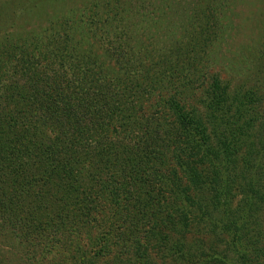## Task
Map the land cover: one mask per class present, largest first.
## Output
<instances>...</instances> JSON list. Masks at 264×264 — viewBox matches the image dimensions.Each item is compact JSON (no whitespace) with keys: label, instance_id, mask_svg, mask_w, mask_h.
I'll return each instance as SVG.
<instances>
[{"label":"trees","instance_id":"16d2710c","mask_svg":"<svg viewBox=\"0 0 264 264\" xmlns=\"http://www.w3.org/2000/svg\"><path fill=\"white\" fill-rule=\"evenodd\" d=\"M10 6L13 7L12 4ZM89 7L93 12L97 9L86 4V12H89ZM0 13L3 16L5 11ZM73 14L52 21H62L61 26L64 27L63 35L56 36V47L52 45L53 40H48V26L44 28L42 37L32 31V34L30 31L14 32L11 37L3 35L5 41L0 37V69L9 72L13 78L11 85L1 88L4 95L0 97V233L11 238L13 257L22 264H52L45 255L57 248H67L78 254L80 264H119L122 259H127V252L123 253L120 248L125 244L123 236L126 234L116 226L118 221L124 222L131 213L138 215L144 226L153 228L154 224L157 225L156 220L158 224L161 222L162 206L157 200H165L175 189L166 190L163 185H156V189L160 188L157 194L149 195L143 201L136 187L145 183L151 188L150 184H155L165 175L172 174L177 178L173 172L179 168V176L195 183L201 182L199 192L201 197H205L202 201L211 210L210 214L199 216L210 228L196 229L207 230L210 234L217 230L219 235L228 237L232 261L264 264V231H260L264 219L258 221L253 217L255 208L264 205V196L259 190L261 187L264 189V178L256 180L262 173L264 175L263 166L257 163L252 166L254 182L246 186L248 200L244 202L233 199L231 192L235 190L236 174L232 167L231 171L229 169V165L238 160V148L245 143L249 130L262 129L258 137L264 136L261 103L256 102L258 109H252L250 120L245 118L241 123L243 115L237 114L231 117L230 122V117L224 113L225 106L216 105V91L220 85L217 78L208 89L202 85L205 77L198 72L196 80L187 82L182 91H174L171 96L181 99L185 94L188 98L197 91L198 84L202 85V99L195 107H202L210 120L214 119L213 112L218 111L220 120L215 126L216 143L201 128L197 110L193 108L186 112L183 106L171 109L173 127L160 131L163 134L134 139L130 129L126 132L128 128L125 126L126 118L131 116L130 109L124 107L127 91L117 93L114 89L110 92L107 84L103 83L107 75V70L103 69L105 64L99 63L98 66L94 61L90 62V56L94 60L100 56V50L93 44L91 52L87 39L101 32L104 25L92 19L72 23ZM199 20L204 24L197 34V45L203 47L207 43L206 36H214L208 31L213 22L203 18L197 19L196 23L202 24ZM80 31H83L84 40L80 43L78 39L74 43L72 37L79 35ZM119 38L114 37L118 42L111 48L115 51L119 50ZM44 57L45 65L39 72L41 78H46L48 71L57 70L65 82L62 87L54 84L56 94L49 100L44 99L46 94L39 95V91L28 87L43 85L36 82L39 73L34 78L28 75V70ZM55 60L58 67L54 71L51 66ZM146 60L147 63L151 61L150 65L143 67L139 64L135 74L144 81L143 84L153 81L156 76L152 73L155 72L152 58L143 56L141 59ZM200 62L201 59L195 65L199 66ZM56 76L54 82L58 79ZM133 91L138 98L146 92L140 88ZM162 96L166 98V94ZM33 109L36 112L25 117ZM49 133L50 137H47ZM118 134L120 138H117ZM128 137L135 145H125ZM261 154L264 160V149ZM122 156H125L123 161ZM181 194V206L169 203L163 211L164 219L170 220V224L165 227L167 233H162L159 246L153 244L152 247L167 250L170 257L176 256L175 260L183 264H201L195 249L186 250L179 241L181 224L171 225V216L168 215L169 212L180 215L197 206L193 203L198 198L194 191L182 190ZM197 209L199 207L194 210ZM255 221H258L257 226ZM127 234L130 236L132 233ZM135 242L131 239L128 247L144 250L140 243ZM1 256L3 254H0V264H8V258ZM209 257L217 262L221 260L217 256ZM136 261L140 263L144 259L139 256Z\"/></svg>","mask_w":264,"mask_h":264},{"label":"rangeland","instance_id":"374dc122","mask_svg":"<svg viewBox=\"0 0 264 264\" xmlns=\"http://www.w3.org/2000/svg\"><path fill=\"white\" fill-rule=\"evenodd\" d=\"M38 1L0 0V11L3 13L5 11L3 16L0 13L1 39L5 41L6 38H3V35L5 37L7 34V37H11L14 32L24 33V31L26 33L30 31L31 34L35 32L42 37L44 28L48 26L50 28L48 40H53L52 45L56 47V36L59 38L63 35L64 27L61 26L62 21L53 23L54 18L65 17L67 14L70 16L74 12L73 17H71L72 23H84L85 19L100 21V25L103 23L102 31L93 35L92 39L90 37L87 39L91 52L94 45H97L100 50V56H96L94 60L90 56V62L94 61L93 63L97 65L99 63L105 64L103 69L107 70V75H105L103 83L107 84L110 92L114 89L117 93L122 92L121 90L127 91L128 99L124 102V107L130 109L131 116L126 118L125 126L128 128L126 132H129L130 129L132 138L142 139L145 137L144 135L155 137L156 134H163L160 131L173 127L174 117L171 109L183 106L186 112H191L190 109L193 108L197 110V119L201 128L205 129L206 133L210 135L211 141L216 143L218 136L215 133V126L220 120L218 111L217 113L213 112L214 119L210 120L202 107H195L202 99L203 92L200 87L203 85L210 89L216 78L220 83L219 86L217 85L218 88L216 87L218 90L216 91L218 96L216 105L225 106L224 113L230 117V122L231 117L237 114L243 115L241 123L245 118L250 120L252 109L257 108L256 102L261 103V114L264 116V104H262L264 103V0ZM10 4H12V8ZM86 4L87 6H96V11L93 12L92 8L89 7V12H86ZM53 8L54 12L51 10ZM78 9L83 10L78 13L76 12ZM52 12L53 14H51ZM86 14H89L88 17ZM45 15H48L47 20L44 19ZM89 16L91 17L89 18ZM203 18H207L210 23L213 22L208 31L214 33V36L207 35L205 38L207 43L201 47V45H197V34L202 29L205 19L198 21L199 23L203 21L202 24L196 22L197 19ZM48 33L49 31L47 35ZM82 33L83 31H80L79 35L72 37L74 43H77L78 39H80V43L84 40ZM115 35L121 37L119 38L118 51L111 48L117 41L114 39ZM143 56L152 58V66L155 69V72L152 73H156L153 81L148 80L146 84H143L144 81L135 75L139 64H142L143 67L150 65L151 61L148 63L147 60L146 62L141 61ZM200 59V65H195ZM45 61V57L40 62L38 60L39 63L28 70V75L35 78L45 65ZM54 62L55 67L50 66L55 71L58 62L57 60ZM94 64L91 66H99ZM198 72H201L205 78H203L202 85L198 84L197 91L188 98L185 94L181 96V99L173 98V92L182 91L187 82L196 80ZM48 73L46 78H41V73H39L38 81L35 80L43 85H38V88L37 86H28L30 89L39 91V95L46 94L44 98L46 100L55 97L56 88L54 84L62 87L65 83L57 70L55 72L51 70ZM122 73L125 75H121ZM54 75H58L55 82L53 80ZM141 75L145 76L142 73ZM11 80H13L12 75L0 69V97L4 95L1 88L11 85L13 83ZM135 88L145 90L146 92L143 91L145 95L143 94L144 96L141 98L135 96V91H133ZM162 94H166V98ZM1 106L2 104L0 105V112L2 111ZM34 109L25 117L36 112ZM258 123L260 124V122ZM122 124V129H124V123L122 122ZM262 127H264V123ZM261 130L253 128L251 132L250 130L247 132L245 143L238 148V160L233 162L232 166L229 165L230 171L232 167L236 174V181L234 180L235 184L233 185L235 190L231 192L236 202L248 200L246 186L251 181L254 182L252 176L254 163L263 166L264 172V160L261 159L263 156L261 150L264 149V136L258 137V132ZM47 137H50V133ZM120 137L121 135L118 134L117 138ZM125 145L133 146L135 143H131L128 137ZM124 157L122 156V161L125 159ZM249 159H251V163ZM173 173H176L178 177L175 178L172 174L165 175V179L163 177L160 181L156 180L155 184H150L151 188L147 187L145 183L136 187L138 196L143 201L149 195L152 197L157 194V190L160 188L156 189V185L158 187L163 185L166 190L175 189L170 192L169 197L168 195L165 197V200H157L159 206H162L161 222L158 224V220H156L157 225L154 224L153 228L144 226L143 220L138 215L131 213L126 216L124 222L118 221L116 226L126 234L123 236L125 244L121 245L120 248L123 253L127 252V259H122L119 264H183L175 260L176 256L170 257L167 250L163 251L161 248L152 247L153 244L159 246V239L162 233H167L165 227L170 224V220L164 219L163 211L167 209L169 203L170 205L176 203V206L182 205V190L194 191L195 195H198L193 203L197 205L195 208L199 207V209L195 211L193 208L192 211H184L180 215L173 214V212L168 213L171 216V225L181 224L182 226L180 228L182 230L181 238L178 236L175 238H180L179 241L186 250L195 249L198 263L239 264V262L231 260L228 237L219 235L217 230H212L211 234L207 230H202L210 228V226L206 227L207 224L204 219L199 216L205 213L210 214L211 210L209 207H205L202 201V198L205 197H201L199 192V186H202L201 182H197V184L192 182V179L179 176V168H176ZM262 178H264L263 173L256 180ZM259 190L262 191L261 196H264V189L261 187ZM145 194L147 195L144 196ZM253 217L258 221L264 219L263 204L255 208ZM258 221L251 225L257 226ZM261 222L260 231H264V223ZM196 227L203 228L198 230ZM127 233L132 234L129 236ZM10 239L6 234L0 233V254H3L1 257H7L8 264H22L13 257L12 254L14 253L10 251L12 250L10 249L12 244ZM131 239L133 243L135 240L137 241L135 244L140 243L144 250L130 249L128 245ZM209 255L217 256L221 260L219 262L211 260ZM45 256L52 264H80L78 254L67 250V248L54 249ZM139 256L143 257V262L138 263L136 261ZM207 257L208 261H206Z\"/></svg>","mask_w":264,"mask_h":264}]
</instances>
